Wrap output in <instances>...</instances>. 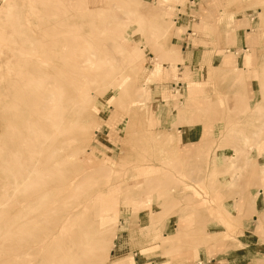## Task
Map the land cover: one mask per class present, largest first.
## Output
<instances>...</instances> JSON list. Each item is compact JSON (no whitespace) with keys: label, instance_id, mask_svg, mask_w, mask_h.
<instances>
[{"label":"rangeland","instance_id":"374dc122","mask_svg":"<svg viewBox=\"0 0 264 264\" xmlns=\"http://www.w3.org/2000/svg\"><path fill=\"white\" fill-rule=\"evenodd\" d=\"M246 9L264 0H0V264H197L235 240L264 188V54L193 81L177 63L187 28L229 47Z\"/></svg>","mask_w":264,"mask_h":264},{"label":"crops","instance_id":"0c3cea01","mask_svg":"<svg viewBox=\"0 0 264 264\" xmlns=\"http://www.w3.org/2000/svg\"><path fill=\"white\" fill-rule=\"evenodd\" d=\"M217 7L219 8L222 6L219 4ZM190 9L191 12L195 11L197 9V3L192 4ZM220 10L221 9L218 10L219 13ZM243 12H245V14H241L240 17L235 16L237 18L231 19L230 23L234 27V36L229 38V47L227 46L225 35L216 38L196 35L193 37L196 44H193L195 42H192L189 36H187V34L193 35V31L190 32L188 31L189 28H187V34H182L183 39L181 45L186 47V49L183 56L184 63H177V69L187 71L185 78H187L188 81L195 80L197 71L204 70V65L209 60L212 67H217L224 71L223 69H225V67L223 65V60L228 52L235 56V65L228 64L229 66L226 67L227 69L233 68L239 61H243V63L244 61L246 62V57H248L249 66L261 60L264 54V23L262 28L257 26L254 27L253 25L257 23L256 21L259 18H261V22H264V15L261 11H257V14H259L258 17L254 11L248 9L243 10ZM203 19L206 20L204 17ZM224 33L225 32H223V34ZM203 59L205 62L201 63ZM244 67L245 66L242 68L245 69ZM198 96L200 97L201 95ZM192 130L188 128L183 132V129H178L179 133L187 136L188 139L186 143L196 142V140L200 139L203 132L202 129ZM256 178L258 183L263 182L261 175L258 174ZM263 189L264 188L260 189L253 187L249 189V193H245V197L239 196L237 198V205L236 208L234 207L236 209L234 213L242 217L240 226L237 228V231L240 233L236 235L235 240L232 239L223 244H216L215 246H218L217 249L220 248L219 252H217V250L213 251V248L211 250V247H214V245H210L209 248L205 249V253L209 258L202 262L198 261L197 264H251L255 260H260V253H264ZM218 254H220L221 260L217 261L215 255Z\"/></svg>","mask_w":264,"mask_h":264},{"label":"bare ground","instance_id":"6f19581e","mask_svg":"<svg viewBox=\"0 0 264 264\" xmlns=\"http://www.w3.org/2000/svg\"><path fill=\"white\" fill-rule=\"evenodd\" d=\"M129 7H130V6H129ZM134 9H135V8H134ZM129 10H130V9H129ZM127 11H128V10H127ZM134 11H135V10H134ZM137 13H138V12H137ZM141 13H142V12H141ZM144 13H145V12H144ZM139 14H140V12H139ZM139 14H138V15H139ZM68 15H69V14H68ZM144 15H145V14H144ZM126 16H127V15H126ZM141 16H143V15H141ZM138 17H139V16H138ZM142 18H143V17H142ZM139 19H140V18H139ZM143 19H144V18H143ZM112 20H113V19H112ZM140 20H142V19H140ZM140 20H139V22H141ZM142 21H143V20H142ZM133 22H134V21H133ZM139 22H138V23H139ZM86 29H87V28H86ZM125 38H126V37H125ZM115 40H116V39H115ZM118 40H119V39H118ZM119 42H121V40H119ZM125 43H126V42H125ZM120 47H121V46H120ZM117 48H118V47H117ZM135 50H136V49H135ZM133 52H134V51H133ZM136 52H137V51H136ZM107 54H108V53H107ZM59 56H60V55H59ZM135 56H136V54H135ZM85 57H87V56H85ZM85 57H84V58H85ZM131 60H132V59H131ZM53 64H54V63H53ZM84 64H85V63H84ZM112 69H113V67H112ZM95 70H96V69H95ZM97 72H98V70H97ZM62 73H63V72H62ZM100 74H102V73H100ZM121 74H122V73H121ZM119 75H120V74H119ZM119 75H118V76H119ZM103 76H104V75H103ZM115 76H116V74H115ZM97 77H98V75H97ZM105 77H106V76H105ZM108 77H109V76H108ZM119 77H120V76H119ZM119 77H118V78H119ZM120 78H121V77H120ZM120 78H119V79H120ZM55 81H56V80H55ZM100 81H101V80H100ZM115 83H116V82H115ZM124 83H125V82H124ZM95 84H96V83H95ZM71 85H72V84H71ZM47 88H49V87H47ZM51 88H52V87H51ZM117 88H118V87H117ZM123 89H124V88H123ZM49 90H50V89H49ZM94 90H95V89H94ZM122 91H123V90H122ZM52 92H54V91H52ZM52 92H51V93H52ZM118 92H119V91H118ZM123 93H124V91H123ZM90 94H91V93H90ZM118 94H119V93H118ZM126 94H128V93H126ZM52 95H53V94H52ZM81 97H82V96H81ZM110 97H111V96H110ZM108 98H109V97H108ZM65 99H66V98H65ZM65 99H64V100H65ZM109 99H110V98H109ZM111 99H112V98H111ZM111 99H110V100H111ZM113 99H114V98H113ZM61 100H62V99H61ZM68 100H70V99H68ZM65 101H66V100H65ZM65 101H64V106H65V104L68 105V106H69V104L71 105V102H70V101H69V102H70L69 104H68V103H65ZM71 101H72V100H71ZM76 101H77V100H76ZM79 102H81V101H79ZM85 102H86V101H85ZM83 103H84V102H83ZM79 105H81V104L79 103L77 106H79ZM55 107H56V106H55ZM60 107H61V106H60ZM80 107H82V106H80ZM63 108H64V107H63ZM128 108H129V107H128ZM51 109H52V108H51ZM53 109H54V108H53ZM79 109H80V108H79ZM66 110H67V109H66ZM68 110H69V109H68ZM71 110H72V109H71ZM71 112H72V111H71ZM82 112H83V111H82ZM52 113H53V112H52ZM54 113H55V112H54ZM60 113H61V111H60ZM101 113H102V112H101ZM263 113H264V112H263ZM58 114H59V113H58ZM79 114H81V113H79ZM83 114H84V113H83ZM50 115H51V114H50ZM262 115H263V114H262ZM57 116H58V115H57ZM70 116H71V114H70ZM82 116H83V115H82ZM53 117H54V116H53ZM60 117H61V116H60ZM54 118H55V117H54ZM67 118H68V117H67ZM59 119H60V118H59ZM61 119H62V118H61ZM61 119H60V120H61ZM80 119H81V118H79V121H80ZM86 119H88V118L86 117L85 120H86ZM89 119H90V118H89ZM255 119H256V118H255ZM29 120H30V119H29ZM51 120H52V119H51ZM62 120H64V119H62ZM62 120H61V122H62ZM50 122H51V121H50ZM57 122H58V120H57ZM61 122H60V123H61ZM74 122H76V121H74ZM58 123H59V122H58ZM69 123H71V122H69ZM82 123H84V122H82ZM82 123H78V122H77V124H81V125H82ZM56 124H57V123H56ZM63 124H65V123H63ZM51 125H52V124H51ZM58 125H59V124H58ZM69 125H70V124H69ZM75 125H76V124H75ZM59 126H60V125H59ZM82 126H84V125H82ZM80 128H81V127H80ZM57 130H58V129H57ZM64 130H65V129L63 128V131H64ZM80 130L82 131V128H81ZM83 131H84V130H83ZM74 132H75V131H74ZM76 132H77V131H76ZM78 133H80V131H79ZM78 133H77V134H78ZM59 134H61V133H59ZM83 134H85V133L83 132ZM39 135H40V134H39ZM56 135H58V133H56ZM61 136H62V135H61ZM65 136H66V135H65ZM78 136H79V135H78ZM57 137H58V136H57ZM63 137H64V136H63ZM64 139H65V138H64ZM78 139H79V138H78ZM54 140H55V139H54ZM52 142H53V141H52ZM62 142H65V141H62ZM78 142H79V141H78ZM75 143H76V142H75ZM79 143H80V142H79ZM79 143H78V144H79ZM31 144H32V143H31ZM48 144H49V143H48ZM54 144H55V142H54ZM64 144H67V143L65 142ZM64 144L62 143V146H61V147H64V146H63ZM68 144H69V143H68ZM78 144H77V145H78ZM72 145H73V144H72ZM79 145H80V144H79ZM28 146H30V145H28ZM51 146L53 147L54 145H51ZM52 147L49 146V148H51V150H52ZM66 147H68V146L66 145ZM73 147L76 148V145L74 144ZM77 147H78V146H77ZM79 147H80V146H79ZM79 147H78L77 150H80ZM26 148H27V147H26ZM53 148H54V147H53ZM47 149H48V148H47ZM55 149H56V148H54V151H55ZM62 149H63V148H62ZM62 149L60 148V151H62ZM64 149H65V148H64ZM66 149H67V148H66ZM66 149H65V150H66ZM51 150H49V152H50ZM65 150H64V151H65ZM70 150H71V149H70ZM6 151H7V150H6ZM54 151H52V152H54ZM66 151H67V150H66ZM66 151H65V153H66ZM72 151L74 152V150H72ZM34 152H35V149H34ZM47 153H48V152H47ZM50 153H51V152H50ZM67 153H68V152H67ZM69 153H71V152H69ZM76 153H77V152H76ZM16 154H17V153H16ZM33 155H34V154H33ZM63 155H65V154L63 153ZM34 156H35V155H34ZM38 156L40 157V154L37 155L36 157H38ZM43 156H44V155H43ZM47 156H48V155H47ZM72 156H73V155H72ZM68 157H69V155H68ZM68 157H66V158H68ZM70 157H71V156H70ZM77 157H78V156H77ZM16 158H17V157H16ZM57 158H58V157H57ZM72 158H73V157H72ZM32 159H33V158L31 157V160H32ZM80 159H82V158H80ZM80 159H79V160H80ZM17 160H18V159H17ZM17 160H16V161H17ZM29 160H30V159H29ZM31 160H30L29 162H31ZM37 160H38V159H37ZM42 160H43V158H42ZM52 160H53V159H52ZM67 160H68V159H67ZM69 160H70V158H69ZM90 160H91V159H90ZM34 161H35V160H34ZM70 161H72V160H70ZM59 162H61V161L59 160ZM38 163L40 164V162H38ZM42 163H43V162H42ZM45 163H46V162H44V164H45ZM34 164H37V163L35 162ZM39 164H37V165H39ZM46 164H47V163H46ZM46 164H45V165H46ZM52 164H54V163L52 162ZM69 164H70V163H69ZM69 164H67V165H69ZM65 165H66V164H65ZM65 165H64V166H65ZM33 166H34V165H33ZM39 166H40V165H39ZM42 166H43V165H42ZM50 166H51V165H50ZM50 166H49V167L47 166V168H50ZM58 166L61 167L62 165H58ZM25 167H27V166L25 165ZM60 167H57L56 169L58 170V168H60ZM69 167H71V166H69ZM33 168H34V167H33ZM40 168H41V167H40ZM43 168H45V167H43ZM30 169H31V168H29V170H30ZM34 169H36V168H34ZM51 169L53 170V168H51ZM54 169H55V168H54ZM52 170H51V171H52ZM57 170H55V171L57 172ZM72 170H73V168H72ZM30 171L33 172V170H30ZM59 171H60V169H59ZM34 172H35V171H34ZM38 172H40V171H38ZM35 173H37V172H35ZM43 173H44V171H43ZM52 173H53V172H52ZM52 173H51V174H52ZM66 173H68V172H66ZM40 174H41V173H40ZM48 174H49V173H48ZM48 174H47V175H48ZM53 174L56 175L55 172H54ZM57 174H58L57 176H59V178H61L60 181L66 177V175H65V177L62 178V176H64V175H62L61 173H60V175H62V176H60L59 173H57ZM55 175H54V176H55ZM57 176H56V177H57ZM45 177H46V176H45ZM56 177H55V178H56ZM46 178H47V177H46ZM52 178H53V177H52ZM86 178H88V177H86ZM91 178H92V176L90 175V180H91ZM47 179H48V178H47ZM49 179H50V178H49ZM66 179H67V178H66ZM66 179H64V180L66 181ZM79 179H80V178H79ZM68 180H69V179H68ZM87 180H88V179H86V181H87ZM52 181H53V180H52ZM55 181H57V179H56ZM78 181H79V180H78ZM80 181H81V180H80ZM80 181H79V182H80ZM86 181H85V182H86ZM75 182H76V181H75ZM79 182H78V183H79ZM81 182H82V181H81ZM54 183H55V182H54ZM61 183H63V182H61ZM78 183H77V184H78ZM30 184H31V183H30ZM65 184H66V183H65ZM77 184H75V185H77ZM85 184H87V182H86ZM85 184H84V185H85ZM25 185H29V184L27 183V184H25ZM68 185H69V184H68ZM75 185H74V186H75ZM87 185H88V184H87ZM69 186H70V185H69ZM80 186L82 187V185H80ZM85 186H86V185H85ZM95 186H96V185H95ZM29 187H30V186H29ZM29 187H28V188H29ZM18 188H19V187H18ZM63 188H64V187H63ZM65 188H66V187H65ZM68 188H69V187H68ZM98 188H99V187H98ZM71 189H74V191L76 192L75 187L72 188V186H71ZM78 189H79V188H78ZM92 189H94V188H92ZM54 190H55V189H54ZM58 190H59V189H58ZM61 190H62V189H61ZM64 190H65V189H64ZM64 190H63V191H64ZM79 190H81V189H79ZM15 191H16V190H15ZM70 191H72V190H70ZM74 191H72V192H74ZM89 191H90V190H89ZM66 192H67V191H66ZM72 192H70V193H72ZM87 192H88V190H87ZM70 193H69V194H70ZM97 193H98V192H97ZM50 194H51V193H50ZM63 194H64V192H63ZM61 195H62V193H61ZM64 195H65V194H64ZM82 195H83V194H82ZM89 195H90V194H89ZM98 195H99V194H98ZM52 196H53V195H52ZM54 196H55V195H54ZM65 196H66V195H65ZM49 198L53 199V198L51 197V195L49 196ZM49 198H48V199H49ZM56 198H57V197H56ZM56 198H55V199H56ZM62 198H63V196H62ZM58 199H59V197H58ZM53 200H54V199H53ZM74 200H75V199H74ZM93 200H94V199H93ZM49 201H50V200H49ZM55 201H56V200H55ZM76 201H78V200H76ZM34 203H35V202H34ZM56 203H58V202H56ZM35 204H36V203H35ZM58 204H59V203H58ZM58 204H57V205H58ZM63 204H64V203H63ZM65 204H66V203H65ZM37 205H38V204H37ZM44 205H45V204H44ZM68 205H70V203H69ZM68 205H67V206H68ZM51 206H52V205H51ZM60 206H61V205H60ZM40 207L42 208L43 206H40ZM64 207H66V206H64ZM48 208L51 209V207H48ZM53 208L56 209L57 207H56V208H55V207H52V209H53ZM108 209H109V208H108ZM103 210H105V209H103ZM103 210H102V211H103ZM49 211H50V210H49ZM60 211H61V210H60ZM109 211H110V210H109ZM47 212H48V211H47ZM58 212H59V211H58ZM100 213H101V212H100ZM53 214L55 215V213H53ZM112 214H113V212H112ZM114 214H116V212H115ZM55 216H56V215H55ZM9 218H10V217H9ZM50 218H51V217H50ZM26 219H27V217H26ZM36 219H37V218H36ZM51 219H52V218H51ZM108 219H109V218H108ZM34 220H35V219H34ZM48 220H49V219H48ZM103 220L106 221L107 219L105 220V219L103 218ZM103 220H102V221H103ZM110 220H111V217H110ZM112 220H113V217H112ZM38 221H39V220H38ZM46 221H47V220H46ZM46 221H43V222L45 223ZM52 221H53V220H52ZM100 221H101V220H100ZM43 222H42V223H43ZM111 222H112V221H111ZM51 223H52V222H51ZM51 223H50V224H51ZM46 224H47V223H46ZM89 224H90V223H89ZM91 224H92V222H91ZM74 225H75V224H74ZM101 225L103 226V224H101ZM46 226H49V225H46ZM91 226H92V225H91ZM86 230H87V229H86ZM88 230H91V229L88 228ZM63 231H64V230H63ZM71 231H73V229H72ZM89 232H90V234H91V231H88V233H89ZM82 233H83V232H81V235H82ZM85 233H86V232H85ZM88 233H87V234H88ZM18 234H19V233H18ZM77 234H78V233H77ZM21 235H23V234L21 233ZM64 235H65V234H64ZM78 235H79V234H78ZM84 235H85V234H84ZM61 236H62V235H61ZM65 236H67V235H65ZM82 237H85V236H82ZM61 238H62V237H61ZM87 238H88V237H87ZM81 239H83V238H81ZM164 239H165V238H164ZM85 240H87V239L85 238ZM85 240L83 239V241H85ZM100 240H101V239H100ZM29 241H30V240H29ZM55 241H56V240H55ZM96 241H97V238H96ZM96 241H95V242H96ZM98 242H100V241H98ZM82 243H83V242H82ZM82 243H80V244H82ZM102 243H103V242H102ZM55 244H56V243H55ZM76 244H78V243H76ZM85 244H86V241H85ZM28 245H29V244H28ZM57 245H58V244H57ZM86 245H87V244H86ZM96 245H97V244H96ZM100 245H101V244H100ZM94 246H95V245H94ZM97 246H98V245H97ZM71 247H72V246H71ZM88 247H89V246H88ZM90 247H91V246H90ZM99 247H100V246H98L97 248H99ZM101 247H102V246H101ZM23 248H24V247H23ZM91 248H92V247H91ZM102 248H103V247H102ZM20 249H21V248H20ZM70 249H72V248H70ZM75 249H76V248H75ZM88 249H90V248H88ZM50 250H52V248H51ZM96 250H97V249H96ZM67 251H68V250H67ZM71 251H72V250H70V252H71ZM78 251H79V250H78ZM23 252H24V251H23ZM51 252H53V251H51ZM51 252H50V253H51ZM73 252H75V250H74ZM47 253H49V252H47ZM53 253H54V252H53ZM66 253H69V251L66 252ZM87 253H90V252H87ZM102 253H103V252H102ZM69 254H71V253H69ZM90 254H91V253H90ZM92 254H93V253H92ZM47 255H48V254H47ZM49 255H50V254H49ZM54 255H55V253H54ZM54 255H53V257H54ZM64 255H65V254H64ZM94 255H95V254H94ZM50 256H51V255H50ZM56 256H57V254H56ZM26 257H27V256H26ZM65 257H66V256H65ZM83 257H85V256H83ZM90 257H91V255H90ZM90 257H89V258H90ZM92 257H93V255H92ZM51 258H52V256L50 257V259H51ZM58 258H59V257H58ZM96 258H97V257H96ZM55 259H57V258H55ZM68 259H69V258H68ZM82 259H83V258H82ZM92 259H93V258H92ZM92 259H91L90 261L93 262ZM51 260H52V259H51ZM53 260H54V259H53ZM53 260H52V261H53ZM19 261H20V258H19ZM67 261H68V260H67ZM96 261H97V259H96ZM96 261H94V262H96ZM50 262H51V261H50ZM74 262H75V261H74ZM53 263H54V262H53ZM67 263H70V262L68 261ZM89 263L92 264L91 262H89ZM89 263H87V264H89ZM51 264H52V263H51ZM62 264H63V263H62ZM77 264H78V263H77Z\"/></svg>","mask_w":264,"mask_h":264}]
</instances>
